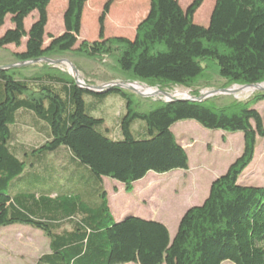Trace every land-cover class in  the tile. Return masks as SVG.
Masks as SVG:
<instances>
[{
	"label": "trees",
	"instance_id": "obj_1",
	"mask_svg": "<svg viewBox=\"0 0 264 264\" xmlns=\"http://www.w3.org/2000/svg\"><path fill=\"white\" fill-rule=\"evenodd\" d=\"M52 1L0 0V33L9 17L11 24L0 36V49H20L26 39L25 50L13 54L18 64L72 53L90 59L110 56L129 80L191 88L203 78L205 64L212 63L231 84L264 83V0H217L208 27L194 22L205 0H194L187 10L178 0H150V12L134 40L106 38L109 1L94 43L80 42L89 0H69L64 33L49 36L46 46ZM35 12L38 18L27 30L25 22ZM50 70L29 77L0 62V229L26 226L42 232L50 241V253L36 264H264V187L240 183L264 140V119L255 109L264 94L225 107L178 99L143 106L119 86L95 88ZM89 95L100 103L111 95L124 101L120 137L113 138L105 120L87 111ZM22 112L34 115L49 132L44 143L20 145ZM185 121L243 134L242 155L213 182L206 201L186 212L174 239L159 222L133 215L116 222L104 179L132 193L151 173L188 172L187 150L172 131ZM137 122L144 123L136 133L145 139L134 137ZM63 149L68 157L60 170L71 167L73 172L67 177L63 173L51 192L17 189L18 179ZM83 187L88 189L83 192Z\"/></svg>",
	"mask_w": 264,
	"mask_h": 264
},
{
	"label": "rangeland",
	"instance_id": "obj_2",
	"mask_svg": "<svg viewBox=\"0 0 264 264\" xmlns=\"http://www.w3.org/2000/svg\"><path fill=\"white\" fill-rule=\"evenodd\" d=\"M109 1H112V6L105 22L106 38L124 37L134 40L139 24L147 18L150 12V0H89L84 10L80 42L94 43L99 40V19L104 6ZM178 1L181 7L187 10L194 0ZM216 1L205 0L204 5L195 16L196 25L209 26ZM68 2L69 0H53L49 6L46 46L50 43L49 36L59 37L64 33V14L68 8ZM37 18L38 13L35 12L26 20L27 30H30ZM10 27L9 17L0 36ZM25 46L26 39L20 49L14 46H9L5 50L0 49V62L19 68L22 70L21 75L23 76L30 77L44 72L47 74L46 72L52 69L50 71L53 73L69 76L79 84H89L95 88H104L113 84L121 85L124 91L134 94L139 103H144L143 106L161 99L167 101L192 98L196 100L197 98L218 107H225L236 102H248L257 94H264V89L247 94L242 91L244 88L264 86V83L253 86L231 84L219 76L212 63L205 64L206 72L203 78L191 88L161 87L127 79L120 73L116 60L110 56L90 59L78 53H72L46 59L50 62L18 64L13 58V54L22 52L25 50ZM184 95L189 98H185ZM85 101L88 112H94L93 115L96 118L105 120V128L111 130L112 137H120V120L125 113L124 101L117 95H111L103 103H100L92 95L86 96ZM95 108L100 110L96 112ZM255 109L264 119V101L256 105ZM139 125H144V123L137 122L133 125L134 137L137 140L145 139V135L136 133ZM172 131L180 144L187 150L190 160L188 172L176 171L165 175L151 173L136 184L132 193H127L123 186H119L120 184L113 180L105 179L104 183L112 200L127 199L125 203L118 202L119 206L133 204L132 207L129 206L128 210L132 209L138 218H159L168 222L172 231L171 238L175 236L180 217L185 214L188 208L203 204L210 192L211 182L218 176H223L244 150V137L241 133L228 134L222 131L207 130L194 121L180 122L173 127ZM48 172L53 174L56 180H59L62 178L61 176H64L63 173L66 174V177L69 176L73 172V168L52 169ZM45 173L46 171L43 172V174ZM25 177L32 178L33 176L29 174ZM240 183L250 187H264V140L260 141L255 159L241 177ZM87 189V187H83V192ZM115 189L117 192L120 190L118 197L114 196V193H117ZM91 198L94 197H88V200ZM92 200L90 201L93 202ZM20 227L33 231L30 227ZM21 231L22 228L19 226L11 230L0 229V264L33 263L42 254L50 251L49 240L41 232H38V237L33 240L28 237L24 239L19 234Z\"/></svg>",
	"mask_w": 264,
	"mask_h": 264
},
{
	"label": "crops",
	"instance_id": "obj_3",
	"mask_svg": "<svg viewBox=\"0 0 264 264\" xmlns=\"http://www.w3.org/2000/svg\"><path fill=\"white\" fill-rule=\"evenodd\" d=\"M17 133H18V139H19L20 145L27 146V147H36V146L44 143L45 140L49 137V132L44 128V126L42 124H40L38 122V119L34 115L27 113V112H22L18 116ZM64 157H66V158L68 157V152L65 149L61 150V153L58 155H53V156H50L49 158H45L44 162L37 163L36 166L33 168V170H31L29 173L25 174V176L32 174V176H33L32 178L24 176V177L18 179L14 183V185L17 187L20 186L21 188H17L19 190H26L25 188L30 187L33 192H39V191H43V192L50 191L51 192V190H53L51 187L53 185H55L56 178L53 177V174L49 173L48 171L52 170V169H63L65 164H64L62 159ZM44 171H46L45 174H43ZM219 177L220 176H218V178ZM218 178H216V179H218ZM215 180H213V182ZM61 181L62 180L60 179V182ZM213 182H211V184H210V189H211ZM104 183H105V179H104ZM39 186H43L44 190H42V188H37ZM119 186H122V185H119ZM119 192H120V190L117 193H114V196L118 197L120 195ZM108 196H109L111 214H112V216L116 222H120L130 215L138 217L137 215H135L133 213L132 209H131V211L128 210L129 206L132 207V205H133L132 203L130 205L125 204L123 207L121 205L119 206V204H117L118 202L125 203V201H127V199L123 200V199L116 198V199L112 200L109 193H108ZM208 196H209V194H208ZM208 196L206 197V199L208 198ZM53 197H55V195H53ZM206 199L204 200V202L206 201ZM189 209L190 208H188V210ZM188 210H186V212ZM186 212H185V214H186ZM184 215H182L179 219L177 230L175 231V236L178 232L181 219ZM142 219L147 220V221H155V222H159V223L164 224L168 228L170 235L172 237V231H171L170 224L168 222H166L165 220L159 219V218H151V217H145ZM16 227H18V226H13V227L5 228V229L11 230V229H15ZM19 228H22V231L19 232V234L24 239H26L28 237L30 239L32 238L33 240H35L39 235L38 232H40V231H37L34 229H32L33 231H30V229H25L24 227H20V226H19ZM25 230H29V231H25ZM174 237L172 239H174ZM48 242L50 243V241H48ZM49 253H50V251L45 253V254H42L33 263H27V264H36V262L39 261V259L42 256L49 254Z\"/></svg>",
	"mask_w": 264,
	"mask_h": 264
},
{
	"label": "water",
	"instance_id": "obj_4",
	"mask_svg": "<svg viewBox=\"0 0 264 264\" xmlns=\"http://www.w3.org/2000/svg\"><path fill=\"white\" fill-rule=\"evenodd\" d=\"M41 61H46V62H50L49 60H39V61H35V62H31L30 64H37V63H40ZM78 83V82H77ZM111 86L112 87H114V86H119L121 89H123V86H121V85H115V84H113V85H109L108 87H110L111 88ZM179 100V99H178ZM183 101H199V102H203V100H201V99H186V100H183ZM142 219V218H141ZM144 220V219H143Z\"/></svg>",
	"mask_w": 264,
	"mask_h": 264
},
{
	"label": "bare ground",
	"instance_id": "obj_5",
	"mask_svg": "<svg viewBox=\"0 0 264 264\" xmlns=\"http://www.w3.org/2000/svg\"><path fill=\"white\" fill-rule=\"evenodd\" d=\"M262 89H264V86H261V87H258V88L257 87L244 88V89H242V91L246 92V94H247L248 92L249 93H254V91H256V90H262ZM184 97L185 98H189V97H187V95H184Z\"/></svg>",
	"mask_w": 264,
	"mask_h": 264
}]
</instances>
